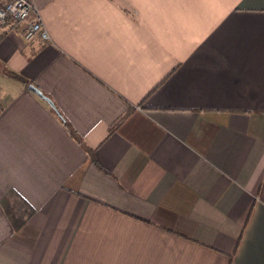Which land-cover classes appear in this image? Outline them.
<instances>
[{
  "label": "crops",
  "instance_id": "obj_1",
  "mask_svg": "<svg viewBox=\"0 0 264 264\" xmlns=\"http://www.w3.org/2000/svg\"><path fill=\"white\" fill-rule=\"evenodd\" d=\"M29 1L48 42L0 26V264H264V0Z\"/></svg>",
  "mask_w": 264,
  "mask_h": 264
},
{
  "label": "built area",
  "instance_id": "obj_2",
  "mask_svg": "<svg viewBox=\"0 0 264 264\" xmlns=\"http://www.w3.org/2000/svg\"><path fill=\"white\" fill-rule=\"evenodd\" d=\"M6 22L22 23L21 38L25 42L50 40L35 6L29 0H0V26Z\"/></svg>",
  "mask_w": 264,
  "mask_h": 264
},
{
  "label": "trees",
  "instance_id": "obj_3",
  "mask_svg": "<svg viewBox=\"0 0 264 264\" xmlns=\"http://www.w3.org/2000/svg\"><path fill=\"white\" fill-rule=\"evenodd\" d=\"M8 76L12 77L13 79L23 83V84H26L28 83V86L32 87L33 86V83L31 81H28L26 79H24L23 77L15 74V73H12V72H8L7 73ZM123 117L117 119L112 125L109 126V129H108V133L112 132L116 126H118V124L122 121ZM62 120V119H61ZM63 122V121H62ZM64 123V122H63ZM70 134L75 138V136L73 135L72 132H70ZM77 143L80 144L81 148L83 149V151L86 153L87 157L89 158V160L95 164V160H94V153H93V149H90V148H87L85 147L83 144L80 143V141L77 140ZM10 194V193H7L5 195V197L1 200V206H3V209L5 211V215L7 216V218L11 221V225L13 228H16L17 227V224L15 225L16 223V220L14 219L15 218V215H13L11 212H9V209L6 208L4 205L6 203V199H7V195ZM230 257V256H229Z\"/></svg>",
  "mask_w": 264,
  "mask_h": 264
},
{
  "label": "water",
  "instance_id": "obj_4",
  "mask_svg": "<svg viewBox=\"0 0 264 264\" xmlns=\"http://www.w3.org/2000/svg\"><path fill=\"white\" fill-rule=\"evenodd\" d=\"M31 91H33L34 93H37L39 96H41L39 91H37V89H35L34 87H31Z\"/></svg>",
  "mask_w": 264,
  "mask_h": 264
}]
</instances>
